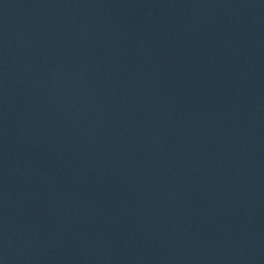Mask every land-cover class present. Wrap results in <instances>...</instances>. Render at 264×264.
<instances>
[{
  "label": "water",
  "instance_id": "95a60500",
  "mask_svg": "<svg viewBox=\"0 0 264 264\" xmlns=\"http://www.w3.org/2000/svg\"><path fill=\"white\" fill-rule=\"evenodd\" d=\"M0 264H264V0H0Z\"/></svg>",
  "mask_w": 264,
  "mask_h": 264
}]
</instances>
